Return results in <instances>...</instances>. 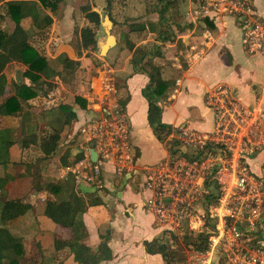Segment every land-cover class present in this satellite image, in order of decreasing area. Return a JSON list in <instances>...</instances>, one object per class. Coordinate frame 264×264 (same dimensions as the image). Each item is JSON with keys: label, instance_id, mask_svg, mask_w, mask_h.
Here are the masks:
<instances>
[{"label": "crops", "instance_id": "0c3cea01", "mask_svg": "<svg viewBox=\"0 0 264 264\" xmlns=\"http://www.w3.org/2000/svg\"><path fill=\"white\" fill-rule=\"evenodd\" d=\"M233 2L234 0H160V6L152 9L156 12L149 14L153 15L152 19H149L145 12L142 19L128 21V26L136 23L145 26L143 30H131L129 27V31H126L128 38L136 47L142 46L146 49V44L153 41L154 44L148 50L154 51L156 46L161 53L160 56L154 57L153 62L162 66L163 78L174 79L176 82L160 101L164 109V123L174 128L186 126L201 132L213 131L215 113L208 103L207 96L220 85H230L245 106L264 111V55L248 53L245 50L242 29L236 13L231 10ZM249 2L256 14L264 19V0ZM134 7L136 4L132 2L130 8ZM202 7L207 10V15L200 16ZM146 9L148 10L147 7ZM163 12L165 19L162 21L160 15ZM167 27L173 34L171 40H164L165 34L162 30ZM103 40L106 42V39ZM114 40L115 45L117 39L114 37ZM109 41L111 43L113 40ZM112 46L105 53L100 52L101 55H105ZM117 47L118 44L113 49ZM113 49L110 53L112 52V57L117 61L113 62L114 65H109L112 77L108 78L109 81L104 77L103 84L108 87V92L113 91L117 95H121V91L124 92L122 97H113L106 107V98L103 96L99 99L100 103H93L94 100L87 96V108H81V112L74 108L78 119L69 131L68 127L65 131L66 126L62 124L58 108H45L44 113L34 112V116L52 115L57 121L53 127L63 126L58 155L56 153L46 173L52 178L65 181L70 173L76 176L74 171L84 170L94 163L91 159L90 144L94 140L90 127L103 115V111L111 112L116 107L120 108L128 120L130 135L127 145L123 146V154L110 156L102 162L104 187L97 189L90 185L78 184L75 177L79 193L98 195L104 202L90 207L83 215L88 230L87 244L94 252H98L101 259L99 264H166L161 254L148 253L144 245L145 241L163 238L166 229L165 226L159 225L156 215L145 205L152 194L145 186V175L147 168L157 166L170 156L148 122L149 104L142 91L150 81L149 75L146 72L134 71V50L127 47L121 51ZM105 65L103 64V67ZM128 96L129 100L125 108H122L121 102ZM38 97L47 99V96ZM46 101L54 102L53 98ZM30 103L41 106L33 99ZM0 120L2 122V119ZM68 149H71L73 154L80 153L83 156L73 166L64 167L60 159ZM26 151L27 149L22 148V145L19 147L18 144L10 148L11 163L19 162L24 167L13 184L26 180L22 177L25 165L20 161ZM263 159L264 151L259 152L251 161L253 171L258 174L263 170ZM0 168L3 170L0 177L13 175L10 165ZM126 177L127 182L123 186ZM46 197V192L30 195L28 200L34 206L33 214L10 221L9 228L15 234L31 241V251L34 257L38 258L37 263L81 264L75 260L69 248L56 249L55 240L69 238L71 231L57 226L44 216ZM38 203L42 204L39 210L36 209ZM106 235V245L102 246V237Z\"/></svg>", "mask_w": 264, "mask_h": 264}, {"label": "trees", "instance_id": "16d2710c", "mask_svg": "<svg viewBox=\"0 0 264 264\" xmlns=\"http://www.w3.org/2000/svg\"><path fill=\"white\" fill-rule=\"evenodd\" d=\"M4 6V7H3ZM0 10V19L9 18L13 23V29H0V165L7 167L9 165V149L16 144L15 125L13 120L20 118V133L22 148L28 149L33 146L40 149V157L33 163H25V171L22 174L26 178L19 184H31L27 192L23 191L21 196L12 197L10 190L14 180V175L6 174L0 177V264H23L29 260V264H34L38 258L32 253V248L28 239L15 234L8 226V223L19 217H30L33 214L34 206L28 200L33 193H47L44 202V216L53 221L57 226L71 231L69 238L65 240H55L56 249L69 248L74 258L81 264H99L101 259L98 252L87 244L88 230L83 221V215L92 206L103 204V199L95 194L82 195L76 188L75 176L70 173L65 181L52 178L48 175L47 169L52 163L59 149L62 137L63 126H68L71 130L73 123L78 119L74 107L70 104H61L58 113L62 119L63 126L53 127L49 133H38V122L34 119V112L44 113L41 107L34 106L30 101L38 96H47L55 87L52 81L55 77L63 79V71L74 72L79 67V61L71 59L67 54H61L58 57L62 64V70L54 69L46 56L32 43V37H41L43 40L48 38L49 30L53 24V17L46 9L56 11L59 7L58 0H22L6 1L2 3ZM82 12L92 17L91 6L84 5ZM165 12L160 15V19H165ZM24 21H29L30 28H26ZM131 30H143V24L129 25ZM165 34L164 40H171L173 34L169 28H163ZM78 47L80 52L97 50V29L95 26L86 25L79 31ZM125 36V47L134 50L132 64L135 72H146L150 81L143 89V96L149 104L148 122L156 138L165 143L169 136L175 131V128L162 121L163 107L160 101L166 97L168 90L176 84L174 79H165L162 76V66L153 62L154 57L160 56L159 48L155 46L154 51L138 46L136 47L127 36ZM88 55V54H87ZM18 62L24 64L27 69L24 72L30 83L25 81H13V92L10 91L9 82L4 73L6 67L12 63ZM77 102L81 108H87L86 99L78 97ZM129 96L121 102L122 108H125ZM168 142L170 145L168 151L171 155L176 153L174 146L179 144L174 138ZM82 154H73L68 149L60 159L64 167L73 166L82 158ZM20 176V175H19ZM28 179V180H27ZM30 186V185H29ZM210 196V195H209ZM216 199V197H214ZM166 233V232H165ZM193 236V235H192ZM210 233L200 232L191 238L184 239L185 244L198 252H204L209 249ZM104 241L102 246L106 245L107 235L102 237ZM175 239V237H172ZM144 245L148 253L161 254L166 264H176L183 258L178 257L179 253L172 249L171 242L162 238L153 241H145ZM42 253V252H41Z\"/></svg>", "mask_w": 264, "mask_h": 264}, {"label": "built area", "instance_id": "2783aa9c", "mask_svg": "<svg viewBox=\"0 0 264 264\" xmlns=\"http://www.w3.org/2000/svg\"><path fill=\"white\" fill-rule=\"evenodd\" d=\"M231 10L242 29L245 50L264 55V19L252 9L249 0H234ZM207 99L215 113L214 130L175 128L170 137L177 132L181 145L198 148L197 156L189 158L180 146L177 156L169 153L168 159L147 168L145 186L152 194L145 205L156 215L159 225L165 226L164 237L169 236L175 234V228H181L184 218L192 223L201 190L214 187L210 195L218 203L213 207V215L218 217V233H210L209 248L214 245L212 242L221 243L230 235L235 242L226 246L231 249L227 256L232 264H264V169L258 174L251 164L253 157L264 151V111L245 106L230 85L216 87ZM90 131L97 161L73 173L78 184L101 189L104 187L102 162L123 154L130 135L129 123L116 107L98 118ZM173 198L176 206L172 204ZM227 219L233 221V226H228ZM245 224L243 231L241 226ZM251 235L262 239L256 249L246 246L252 241ZM206 251L211 253L209 249Z\"/></svg>", "mask_w": 264, "mask_h": 264}, {"label": "rangeland", "instance_id": "374dc122", "mask_svg": "<svg viewBox=\"0 0 264 264\" xmlns=\"http://www.w3.org/2000/svg\"><path fill=\"white\" fill-rule=\"evenodd\" d=\"M58 1L59 7L56 11L46 9V11L53 17V24L49 30L48 38L43 40L41 37L33 36L32 43L38 48V50L43 55L47 57L50 65L56 69H62V65L59 64L58 61V56L63 53L67 54L70 58L79 61L80 65L76 68L74 72L62 70L63 79L60 77H55L52 79V81L55 83V87L47 95V99L53 98V103L47 101L45 102V100L47 99H42L40 97H37L39 99L35 98L33 100L37 104L41 105L40 107L43 109H48L50 107L56 109L57 107L55 106L57 105L59 106L61 104H70L74 108H78L80 112L83 109H81L80 104L76 100L78 97L86 99L87 96H89L91 100H94L93 103H97L100 101V97L103 96L104 98H106L105 101L107 104H105V106L109 105L108 102L112 101L113 97H116L118 99L122 97L124 93L121 91V95H117L114 94L113 91L108 92V87H105V85L103 84V80L105 79L104 77H106L107 81L110 80L108 79L109 77H112L109 65H114L115 63L113 64V62L117 61L116 58L112 57L113 54H111L112 52L110 53V51L114 48L116 44H118V47L116 49H113L114 51H121L123 49L125 50L126 43L124 35L126 34L127 30L129 31L128 21H131L132 19H142L145 16V12H147V15H149L150 12H156L152 11V9L153 7L157 8L160 6V0ZM3 2L4 0H0L1 11H3V8L1 7ZM132 2H135L136 7L130 8V4ZM87 4H89L92 8L90 12L93 14L92 17H88L87 14H84V12H82L81 8ZM146 7L148 8V10L146 9ZM227 11L229 10L227 9ZM200 14V16L204 14L207 15V10L205 9V7H202L200 9ZM107 18L110 19L112 24L108 27L106 25ZM148 18L152 19L153 15H149ZM24 25L26 28H30L29 21H24ZM86 25L95 26V28L97 29L98 38L102 40L106 39V44L109 43V39L114 40L115 37V39H117L116 44L113 45L105 55H101L99 46H97L96 51H90V53L89 51L80 52L78 47V41L80 39L78 31ZM13 26L14 23L9 18L0 19V29H4L10 32L13 29ZM109 34L111 36H109ZM153 44V41L148 42L146 44L147 49H149ZM103 64L106 65L103 67ZM26 69L27 67L24 64L18 62H12L6 67L4 73L6 74L9 82L8 85L10 87V91L8 93L13 92V81L19 80L25 81L26 83H30V79L23 76ZM100 69L103 71H99ZM41 97L44 96L41 95ZM102 113L106 114L107 112L103 111ZM34 118V120L38 122L39 134L52 132L53 126L55 125V122H57L55 121L52 115L43 116L41 114V116L35 115ZM20 121V118H15L13 120L14 125L17 126H15V138L17 140L16 144H18L19 147H21V133L19 130ZM2 124L3 123L0 120V126H2ZM67 127L68 126L66 125L65 131H67ZM177 136V132L172 135V137L179 142V144L174 146V149L176 150V156L181 146L182 150L189 158L196 157L198 148L191 144L181 145V142L177 138ZM170 139L171 137L169 136L168 142H173ZM168 142L166 141L165 143H163L167 150L171 145V143L169 145ZM8 153L10 158V171L13 175H15V177H18V175L21 173V170L24 168L23 164H20L19 162L11 163L10 149ZM40 153V149L38 147L33 146L31 149H27V151L23 153L20 161H26V163H33L40 157ZM168 153L170 152L168 151ZM202 156L203 154L201 153V157ZM16 158L19 159V155L17 156L16 154ZM262 162V168L264 169V159ZM2 172L3 170H1L0 168V174H2ZM30 187L31 184L29 183L25 185L18 184L14 187L12 186L10 194L12 197L21 196L23 194V191L27 192L28 188ZM214 189V187H211L209 189L205 188L201 190L200 194L198 195V200L196 201V206H194L195 217L192 223L189 221V218H184L181 222V228H175V234H171L169 236L166 235L164 237L166 238V241L171 242L172 249L179 253L178 257L183 258L176 264H232L230 262V258L227 256L228 253H231V249L226 246V244L229 242L231 243V241L235 242L230 235H227L228 239L226 237L221 243L216 241L212 242V244H214V247L212 246L213 248H209V252L211 251V253L209 254L207 251L203 254L197 253L198 251L188 247L184 241L186 237L189 238L191 236L192 238L193 236H195V234L200 232H209L212 233V235H216L218 233V229L216 226L218 224V217L213 215V207L216 206L218 203H216L215 198L210 195L211 191H214ZM172 204H174V206L177 205L176 200L174 198L172 199ZM41 207V203H38V205H36V209L38 210ZM227 223L229 227L233 226V221L227 219ZM192 226L195 228H193ZM246 227L247 225L245 224L244 226H241V229L243 231H246ZM172 237H175V239H173ZM251 239L252 241L246 244L247 247L256 249L261 245L260 241L262 239H259L257 235H251ZM29 245H31V248H33L32 243H29ZM37 262L38 259L35 264H39ZM23 264H29V260L24 261Z\"/></svg>", "mask_w": 264, "mask_h": 264}, {"label": "water", "instance_id": "95a60500", "mask_svg": "<svg viewBox=\"0 0 264 264\" xmlns=\"http://www.w3.org/2000/svg\"><path fill=\"white\" fill-rule=\"evenodd\" d=\"M106 20H107V24H106L107 27L110 26V25H112V24H111V21H110L109 18H107ZM107 30H108V29H107ZM114 43H115V40H113L111 43H108V44H106L104 40H98V42H97V46H99V49H100L101 52L105 53L106 50H107L110 46L114 45ZM94 144H95L94 141H92L91 144H90V146H91V159H92L93 162H96V161H97V152H96V150H95V148H94ZM129 176H130V175H127V177H129ZM127 177L124 179V184H123V186H124V185L126 184V182H127ZM123 186H122V187H123Z\"/></svg>", "mask_w": 264, "mask_h": 264}, {"label": "bare ground", "instance_id": "6f19581e", "mask_svg": "<svg viewBox=\"0 0 264 264\" xmlns=\"http://www.w3.org/2000/svg\"><path fill=\"white\" fill-rule=\"evenodd\" d=\"M108 42V41H107ZM110 42V41H109Z\"/></svg>", "mask_w": 264, "mask_h": 264}]
</instances>
